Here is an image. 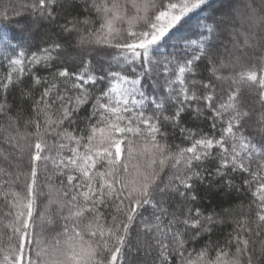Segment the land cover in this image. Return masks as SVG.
Segmentation results:
<instances>
[{
  "label": "snow or ice",
  "instance_id": "1",
  "mask_svg": "<svg viewBox=\"0 0 264 264\" xmlns=\"http://www.w3.org/2000/svg\"><path fill=\"white\" fill-rule=\"evenodd\" d=\"M0 264H264V0H0Z\"/></svg>",
  "mask_w": 264,
  "mask_h": 264
}]
</instances>
